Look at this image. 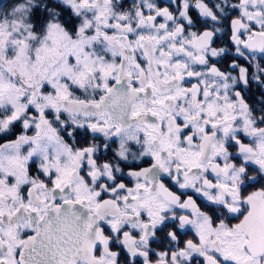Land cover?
I'll use <instances>...</instances> for the list:
<instances>
[{
    "label": "snow or ice",
    "instance_id": "6c2138e0",
    "mask_svg": "<svg viewBox=\"0 0 264 264\" xmlns=\"http://www.w3.org/2000/svg\"><path fill=\"white\" fill-rule=\"evenodd\" d=\"M0 264H264V0H0Z\"/></svg>",
    "mask_w": 264,
    "mask_h": 264
}]
</instances>
